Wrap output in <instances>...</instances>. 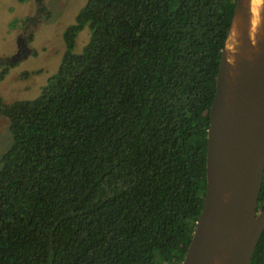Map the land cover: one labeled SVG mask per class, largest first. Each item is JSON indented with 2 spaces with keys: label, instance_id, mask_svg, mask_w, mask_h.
Returning <instances> with one entry per match:
<instances>
[{
  "label": "trees",
  "instance_id": "1",
  "mask_svg": "<svg viewBox=\"0 0 264 264\" xmlns=\"http://www.w3.org/2000/svg\"><path fill=\"white\" fill-rule=\"evenodd\" d=\"M235 6L87 0L39 95L0 96L12 135L0 159V264H182ZM250 264H264V231Z\"/></svg>",
  "mask_w": 264,
  "mask_h": 264
},
{
  "label": "water",
  "instance_id": "2",
  "mask_svg": "<svg viewBox=\"0 0 264 264\" xmlns=\"http://www.w3.org/2000/svg\"><path fill=\"white\" fill-rule=\"evenodd\" d=\"M250 0H236L210 109L203 208L182 264H250L264 231V39L254 50ZM237 21L236 64L226 44Z\"/></svg>",
  "mask_w": 264,
  "mask_h": 264
},
{
  "label": "rangeland",
  "instance_id": "3",
  "mask_svg": "<svg viewBox=\"0 0 264 264\" xmlns=\"http://www.w3.org/2000/svg\"><path fill=\"white\" fill-rule=\"evenodd\" d=\"M87 0H0V96L6 104L39 95L57 72L66 46L64 31L75 22ZM82 30L75 50L89 41ZM9 118L0 112V159L12 144Z\"/></svg>",
  "mask_w": 264,
  "mask_h": 264
},
{
  "label": "bare ground",
  "instance_id": "4",
  "mask_svg": "<svg viewBox=\"0 0 264 264\" xmlns=\"http://www.w3.org/2000/svg\"><path fill=\"white\" fill-rule=\"evenodd\" d=\"M250 14V37L253 43V49L258 50V43L264 39V0L249 1ZM239 36L237 30V21L233 24L230 36L226 44L227 58L230 64H236L235 53L238 51Z\"/></svg>",
  "mask_w": 264,
  "mask_h": 264
}]
</instances>
